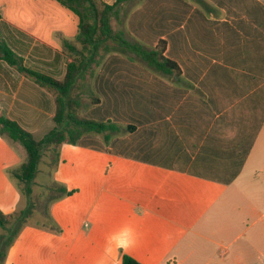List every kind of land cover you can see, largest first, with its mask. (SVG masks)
I'll return each mask as SVG.
<instances>
[{"label":"crops","instance_id":"crops-1","mask_svg":"<svg viewBox=\"0 0 264 264\" xmlns=\"http://www.w3.org/2000/svg\"><path fill=\"white\" fill-rule=\"evenodd\" d=\"M164 1L128 2L123 30L146 49L164 40L179 70L106 56L90 119L120 131L108 143L86 135L59 147L49 210L60 231L23 226L2 264H121L124 254L141 264H264V0H205L206 49L185 31L187 60L177 52L182 25L172 39L150 31L174 24L184 2L164 15ZM77 29L57 0H0V39L31 70L61 78L62 42ZM54 113L53 93L0 55V116L42 139ZM22 147L0 133V179L20 167Z\"/></svg>","mask_w":264,"mask_h":264},{"label":"trees","instance_id":"trees-1","mask_svg":"<svg viewBox=\"0 0 264 264\" xmlns=\"http://www.w3.org/2000/svg\"><path fill=\"white\" fill-rule=\"evenodd\" d=\"M68 8L78 19V29L73 41L63 40L62 53L69 58L64 75L61 78L22 65L23 58L0 39V55L3 60L31 77L39 86L51 91L54 96V127L42 139H36L24 130L16 121L0 116V133L5 132L11 140L19 142L26 155L20 167L10 173L23 184L21 191L25 196L32 192L30 184L34 181L38 164L45 149L56 152L64 144H79L86 135H98L108 143L112 136L120 131V126L111 120L99 121L83 115L84 103L80 94L83 87L91 91V83L99 65L110 53L132 54L147 62L156 72L170 74L179 70L176 63L165 56L166 43L160 40L157 46L146 49L136 41L126 37L123 26V12L132 0H116L108 4L104 0H57ZM22 34V32H20ZM57 57V56H56ZM92 93V91H91ZM99 99L92 96L90 105H97ZM30 203L27 207L11 213L0 209V226L11 228L16 226V233L7 242V249L0 255L3 263L9 247L21 228L31 225L59 232L50 210L37 214L36 220L29 219L33 212ZM121 264H141L128 254L122 256Z\"/></svg>","mask_w":264,"mask_h":264},{"label":"rangeland","instance_id":"rangeland-1","mask_svg":"<svg viewBox=\"0 0 264 264\" xmlns=\"http://www.w3.org/2000/svg\"><path fill=\"white\" fill-rule=\"evenodd\" d=\"M163 1V0H162ZM154 2V1H153ZM152 3V2H151ZM149 4L148 8L151 9V7H157ZM165 5H163V10L161 14H167V15H173L174 13V1L173 0H165ZM207 5L205 0H184L182 3V8L179 11H176V21L173 24H167V21H165L162 25H157L155 27L152 26L153 22L151 23L150 31L152 33V30L155 32L161 31L164 33H167L169 39L173 38V35H171V30L177 29L179 25H182L183 32L180 33L181 35V42L178 44L177 52L181 56H183V60L190 59V55L193 53L190 51V46L188 45L189 38L186 36V32L193 30L194 32L198 31L197 39L195 37L193 38V41L195 43L194 46L202 49L203 51L205 48V13L207 11ZM154 11V9L152 8ZM180 14V15H178ZM170 25V26H169ZM123 28V26H121ZM196 35V34H195ZM187 40V42H185ZM143 46V45H142ZM144 47V46H143ZM182 48V49H181ZM130 60H133L129 58ZM195 60H200L196 55H194ZM132 90H135L138 88L132 84L129 85ZM91 87V85H90ZM84 94H80V97L84 103V109L82 110L83 115L86 118H90L94 116V113L91 112V107L93 105H90L92 96H94L91 91H88V89L83 87ZM134 102H123V105L125 106H133ZM137 106L139 105V102L135 103ZM54 125V123H52ZM36 137H44L43 134L36 133ZM40 139V138H37ZM22 146V145H21ZM23 148V147H22ZM24 149V148H23ZM55 158H56V152L51 149H45L42 154V158L38 164V170L35 176L34 181L30 184V188L32 192L29 194V196H25L21 188L23 186L22 183H20L11 173L10 170H7V175L4 179H0V208L4 212H14L17 210L24 209L27 207L30 203V205L35 208L33 209L32 214L29 216V219L36 220L37 214L40 212H43L46 214V212L49 209L50 201L52 200L53 196L56 192V186L51 183V171L53 170L55 166ZM16 226L11 228H4L0 226V255L4 253L7 249V242L8 240L12 239V237L15 236ZM252 229H250V232ZM244 237L240 238L235 244H232L230 247V250L234 246L239 245L243 241Z\"/></svg>","mask_w":264,"mask_h":264}]
</instances>
